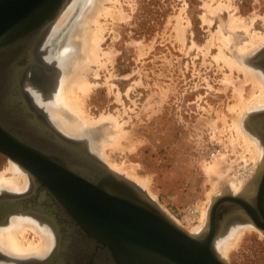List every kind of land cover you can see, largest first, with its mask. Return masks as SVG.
Listing matches in <instances>:
<instances>
[{"label":"rangeland","instance_id":"rangeland-1","mask_svg":"<svg viewBox=\"0 0 264 264\" xmlns=\"http://www.w3.org/2000/svg\"><path fill=\"white\" fill-rule=\"evenodd\" d=\"M109 1L104 5L118 7L123 16L118 19V11L115 16H98L101 50L98 59L85 62L88 68L82 74L91 85L83 110L88 121L95 124L89 125L85 134L71 138L85 141L90 153L106 166L105 162L116 164L128 173L146 177L148 191L157 203L183 228L191 230L208 205V194L221 192L248 173L240 182L246 184L256 174L247 172L256 162L234 128L244 110L240 112L239 105L234 111L229 107L240 99L250 100L258 91L236 69L230 75L229 68L216 56L218 46L230 55L249 39V33L264 32V0ZM92 3L85 0L83 6L77 5L78 20ZM177 15L184 27L182 41L175 31ZM233 18L243 19L248 30L231 29ZM218 29L224 37H232L229 45L225 43L227 47L211 37ZM49 41L45 49L39 47L38 53L42 61L57 70L61 68V55L54 51L58 44L53 38ZM50 46L53 48L48 54ZM256 53L251 63L264 68L262 59H253ZM225 74L231 76L232 83L226 81ZM52 79L49 88L43 90L47 95L57 90V79ZM38 104L45 106L47 100L41 98ZM45 109L50 111L47 106ZM67 116L74 119L73 115ZM251 119L252 128L263 136ZM122 134L125 138H120ZM118 137L120 144L111 147V139ZM95 142L108 144L100 145L101 150ZM213 150L218 153L211 156ZM101 151L107 159L101 157ZM9 160L0 154V172ZM228 192L231 194V190ZM195 202L200 206V215L190 221L186 208ZM227 211L223 209L220 218ZM254 230L245 229L233 244L225 258L229 264H264V235ZM31 232L27 231V239H36ZM31 260L24 259L20 264Z\"/></svg>","mask_w":264,"mask_h":264},{"label":"water","instance_id":"water-1","mask_svg":"<svg viewBox=\"0 0 264 264\" xmlns=\"http://www.w3.org/2000/svg\"><path fill=\"white\" fill-rule=\"evenodd\" d=\"M66 2L0 0V154L26 171L33 191L48 193L50 206L43 210L49 212L57 235L65 239L71 226L76 238L70 247L83 253L100 249L105 256L101 264H229L214 246L224 220L244 215L264 232V164L249 183L251 191L218 195L203 234H191L134 182L56 130L29 85L49 88L48 68L38 50ZM253 59H262L264 65V48ZM33 65L38 74L33 75ZM251 116L264 134V110ZM25 198L0 194V224L11 215L40 210V199L28 209ZM223 209L228 211L220 218ZM57 217L65 221L62 226Z\"/></svg>","mask_w":264,"mask_h":264},{"label":"bare ground","instance_id":"bare-ground-1","mask_svg":"<svg viewBox=\"0 0 264 264\" xmlns=\"http://www.w3.org/2000/svg\"><path fill=\"white\" fill-rule=\"evenodd\" d=\"M105 1L111 2L109 0H92L93 3L90 6V8H87L85 12L83 11L81 19L78 20L77 16L79 14H77L78 12L77 5L79 4L83 6L85 0H81V1L67 0L62 10L60 11L59 16L56 18L54 22L50 24L48 30L46 31V39L41 44V46L43 45V49H45L48 43L50 44L51 41L49 40H51L52 38L54 39V44L55 45L58 44V48H55L54 51H56L59 55H61L59 58V63L61 64L60 66L61 68H58L57 70L53 69V71H49L48 69L51 68L50 65L46 64L43 61L46 69L48 68L47 73L49 76V81H52L53 80L52 78L57 79L56 93L50 90V92L47 95L44 93L43 89H40L39 87L35 86L33 83L29 85L30 93L34 95V97L36 98V100H38V102H41V98L47 100V104L45 106H47L48 109H50V111L48 110V112H51L50 114H52V116L49 114L51 117H53L51 121V123H53L52 125L53 126L55 125L54 128L58 130L60 133H62L64 136H66L67 138L69 137L71 138V136L72 137L79 136V134H82V132L85 131L89 127V125L95 124L94 121L93 123L88 121L87 118L88 115L83 110L84 99L86 98L91 88V85L83 79L82 74L84 73L85 69L88 68L87 67L88 65L86 66L85 64H87L90 61H94V59H98V51L100 49L99 42L101 41V37H102V36L100 37L101 28L98 27V22H99L98 18L101 17L100 14L104 13L103 16L106 14L115 16L116 14L115 12L118 11L117 10L118 7L115 9H110L111 7L110 8L106 7L104 5ZM75 9H76V14L73 16L72 12ZM120 11L121 9H119L118 12ZM118 14L120 15L121 12ZM122 16L123 14H121V17L120 16L117 17L119 19L122 18ZM176 18H177V22H176L175 31L177 32L178 39L180 38V40L182 41L184 38L183 37L184 27L182 28L181 17L177 15ZM246 24L247 23L243 19L233 18L229 25L231 26V29L245 28L246 31L248 30ZM250 34L251 33H249L250 36L249 39L244 44L239 46V48H236V51L233 52L231 51L232 53L230 55L225 54L221 45L218 46L219 51H218V55L216 56V59L218 61L221 60L226 65V67L229 68L230 75L231 72L234 69H236L237 71L241 72L244 75V78L247 81L251 82L252 85L258 91L256 94H252L253 97L250 100L247 99L248 101H244L243 99H240L241 100V101L239 100L240 103L238 101L237 104L233 103V105L229 107L230 110L234 111L237 108V105H239L240 112L244 110L242 116H240L239 114L241 118H239L237 122L234 123V128L237 135H239L243 139L246 145L245 147H247V149H250L253 160L256 162V164L252 165L247 172L258 171L262 167V164H264L263 140L260 138V135L257 133L256 129L252 128L253 124L249 120L250 117L247 116L252 111L258 109H264V68L261 67L260 65L257 66V64H253L250 61L252 56L258 50L264 48V32L261 33L252 32V34L251 35ZM211 37L216 38L218 42L221 41L223 47H227L224 46L225 43L227 42L226 45H229L230 38H232L230 35L224 37L220 29L214 32V34ZM48 52H49V48L47 53ZM48 54H51V52ZM33 66H34L33 75H35L36 73L38 74V66L37 65H33ZM230 75L228 74V76H226L225 74L226 76L225 78L227 82H231ZM66 113L69 115H73L75 121L74 119H70ZM234 128L232 127V129ZM123 135L124 134H122V137L120 138H125V136ZM118 139L119 137L115 138L114 141L113 138L111 139L112 140L111 147L118 146L120 144L119 141L121 140L119 139L118 141ZM75 140L81 146L85 147L88 150L85 141L77 140V139ZM94 144L95 147L98 148L100 147V145L101 147L107 145L108 142L107 144L105 143L96 144V142ZM101 147L99 149L102 150ZM99 149L97 150L95 149V150L99 152L100 151ZM88 152L90 153L89 150ZM102 152L104 153V151L100 152L101 157H103ZM104 158L105 157H103V159ZM7 163L8 166L4 169V171L1 170L2 172H0V191L4 192L0 194H9V193L18 194L25 192L30 184L29 175L15 161L10 159ZM105 163L107 164V167L113 172L120 174L125 178L129 179L130 181L134 182L140 189H142L150 197L152 201L158 204L156 198H154L155 196L153 197L148 191L147 185H149L148 184L149 182H146L148 181L146 177L144 178L145 179L144 180L143 178L132 174V172L128 173L127 171L121 169L120 166L119 167L118 165L116 166V164L115 165L109 164L108 162ZM214 169L215 168H212L210 171L214 173ZM6 173H8L9 175L7 176ZM247 176H249L248 173L238 178L237 182H232L231 184H229L228 187L223 189L221 192L220 191L218 192V190H216L217 191L216 193L208 194L209 196L208 205L205 211L203 207L199 218V222L195 224L196 226H194L191 230L188 228H184V229L191 234H198V235L203 234L204 230L207 228L210 206L212 205V203H214L215 201L214 199L218 195H222L223 192L228 189L231 190L232 195H237L239 193L242 194L243 192H244L243 194H245L249 190L251 191L252 188H251V184H249L250 181H248V183L246 184L240 183L242 181V178L246 179ZM213 188L214 187H212V189ZM42 197H44L43 194ZM231 201L232 200H229L228 202ZM158 206L160 205L158 204ZM161 209L165 211L166 214L172 220L178 223V221L169 213H167L165 209H163L162 207ZM43 213L45 214V216H47V219L51 223V225L46 221L38 219L32 213H19V214L11 215L5 223L0 224V253H2L4 256L6 255L5 257H7L6 260L2 258L0 264H20V262H22L24 259L37 260L47 256L49 251L53 248L55 236L58 237V235L56 233L53 220L51 216H49V212L43 211ZM40 214L38 212V217ZM67 227H68L67 231H69V234L64 239L63 249L65 250V252L68 251V248H71L72 246L75 245L73 238H76L72 233L73 228H71V226H67ZM245 229L247 230L256 229L254 231H257V233L264 235V232H262L260 229L255 227L254 224L249 219H246L244 215L241 217L232 216L230 222L228 223H226L224 220L223 228L218 232L219 234L214 240L215 249L221 257H223L224 259L226 258V254L231 250L233 244L236 243V241L240 238L241 234ZM27 231L29 232L32 231L31 233L34 234L32 235L35 236L36 239L31 238L30 240H28L26 237ZM69 240H71V242H69ZM69 244L71 245V247ZM236 244L234 246H236Z\"/></svg>","mask_w":264,"mask_h":264},{"label":"flooded vegetation","instance_id":"flooded-vegetation-1","mask_svg":"<svg viewBox=\"0 0 264 264\" xmlns=\"http://www.w3.org/2000/svg\"><path fill=\"white\" fill-rule=\"evenodd\" d=\"M49 77V76H48ZM52 82H50L51 84ZM50 84H48L50 86ZM259 129V128H258ZM257 131V130H256ZM262 132V131H261ZM259 134V133H258ZM263 134V132H262ZM260 138L262 140H264V134L263 136L261 134ZM264 143V142H263ZM44 189L40 190V192L43 193ZM9 194H13V193H9ZM20 195H25V208H33V206L37 205L38 206V200H41V205H39V211H34V214L38 219L43 220L48 222L50 225L51 223L48 221L47 216H45V212L43 213V209H47L50 205L49 202L47 201V198L45 196H48V193L45 192V194H43L44 197H42V194L38 195L36 191H33L32 188L29 187L28 189L23 192V193H18ZM29 202V203H27ZM49 210V209H48ZM38 212H39V217H38ZM41 217V218H40ZM44 217V218H43ZM43 218V219H42ZM57 221L59 222V224L62 226L63 223L65 222L64 220L60 219L57 217ZM63 229V227H62ZM64 246V236H58L56 237L55 243L53 248L49 251V253L47 254L46 257L42 258V260L40 262H30L28 264H101L100 263V259L101 257H104V254L100 251V249H98V251H93V250H88L85 251L84 253L82 251H78L76 248L74 249H70L71 251H67L65 252V250L63 249ZM60 257V258H59ZM0 259H2L0 257ZM40 260V259H37Z\"/></svg>","mask_w":264,"mask_h":264},{"label":"built area","instance_id":"built-area-1","mask_svg":"<svg viewBox=\"0 0 264 264\" xmlns=\"http://www.w3.org/2000/svg\"><path fill=\"white\" fill-rule=\"evenodd\" d=\"M217 153H218V151L213 150L211 152V156H214ZM186 214H187V218L190 219V221H194V219H196L200 215V206H199L198 202L190 204L186 208Z\"/></svg>","mask_w":264,"mask_h":264}]
</instances>
